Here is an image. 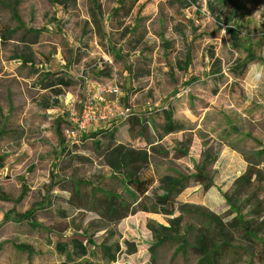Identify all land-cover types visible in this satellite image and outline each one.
I'll list each match as a JSON object with an SVG mask.
<instances>
[{
  "label": "rangeland",
  "instance_id": "rangeland-1",
  "mask_svg": "<svg viewBox=\"0 0 264 264\" xmlns=\"http://www.w3.org/2000/svg\"><path fill=\"white\" fill-rule=\"evenodd\" d=\"M0 25L24 27L39 40L31 66L17 70L21 48H0V264L100 262L91 250L76 258L75 236L108 246L102 264H196L175 257L170 244L149 251L148 226H167L169 218L139 213L105 226L67 205L68 181L108 176L101 154L111 143L98 136L72 149L65 106L79 112L87 88L116 86L119 96L107 97L112 115L124 107L142 114L151 139L162 127L155 113L173 111L185 130L154 145L157 173L189 175L206 166L210 191L191 188L178 203L223 212L248 163L264 178V156L257 157L264 148V0H0ZM245 51L256 58L246 72ZM71 53L80 64L70 70L87 88L60 99L36 91L50 73L66 75L60 58L71 65ZM42 100L52 101V110H42ZM114 130L116 142L146 147L129 138L124 122ZM175 152L185 157L173 160Z\"/></svg>",
  "mask_w": 264,
  "mask_h": 264
},
{
  "label": "trees",
  "instance_id": "trees-1",
  "mask_svg": "<svg viewBox=\"0 0 264 264\" xmlns=\"http://www.w3.org/2000/svg\"><path fill=\"white\" fill-rule=\"evenodd\" d=\"M217 25L221 27L220 23ZM226 33L237 45L236 31L227 28ZM245 52V62L240 67L244 71L256 61L250 51ZM119 122L127 123L131 138L140 137L147 145H152L146 121L138 115L113 121L110 125L98 124L81 133L72 146L94 142L98 136H104L111 143L101 154L108 176L95 183L82 181L69 199L71 208L95 215L105 226H115L137 213L169 218L167 226L156 229L148 226L154 240L149 251L153 253L158 247L170 244L177 247L174 256L181 255L185 263L194 259L196 264H264V178L256 165L248 163L246 170L236 178L232 193L225 196L227 208L223 212L180 204L177 198L189 188L198 187L204 193L210 190L212 185L205 172L206 166L195 168V173L189 175L172 171L158 174L154 156L160 154L155 147L147 151L116 142L114 129ZM181 130V123L164 112L161 136L157 138L161 140ZM258 152L257 157L264 156V148ZM175 154L173 160L185 157L183 153ZM75 239L71 252L77 259L85 258L93 243L81 237ZM93 250L94 256L110 252V249ZM83 264L92 263L85 261Z\"/></svg>",
  "mask_w": 264,
  "mask_h": 264
},
{
  "label": "crops",
  "instance_id": "crops-1",
  "mask_svg": "<svg viewBox=\"0 0 264 264\" xmlns=\"http://www.w3.org/2000/svg\"><path fill=\"white\" fill-rule=\"evenodd\" d=\"M66 1L67 0H52V3H55V5L58 4V5L62 6V5H65ZM12 43H16L21 48L20 49V54H17L18 56L16 57L15 60H13V62H15L14 63L15 70H17V68H19L21 65H25L27 67H30L31 66L30 64H31V62L33 60V57L35 56L34 47H36L38 45V43H39V40L37 39L35 33H32V31H30L28 29L26 30L24 27H17V29L10 30V29H8L5 26L0 25V48L5 49ZM65 48H67V50H69V52L75 51V53H76V50L78 49V46L77 47H71V43L66 41ZM28 53L30 55H28ZM75 53H71V55L73 56V63H71V65H69L68 62H66L64 59H62V57L60 58L61 61L59 60L60 61L59 65L63 68V70H61V71H62V73L65 72L66 75H64L63 77L57 78L59 76V74L56 75L57 73H50L51 75L46 76L45 77L46 79H42L43 82L40 83V85H39L41 89H38L36 91H39V92H51L54 96H56V98L60 99L66 94L71 96V94H74V92L79 91L80 88H82V89L87 88V86L85 87L84 85H87L88 81H86L85 84L84 83L81 84L82 80H80V77H78L76 75V73L73 72V70L72 71L70 70V69H72L71 68L72 66H74V65L77 66V64L78 65L80 64V62L77 63V59H76V58L79 57V56L77 57L76 54H79V53H76V54ZM52 57H53V55H51L50 58L52 59ZM35 70L36 71H41V70H39L37 68H35ZM88 87H90V86H88ZM42 102H43L42 105H41L42 110H47V111L52 110L51 109L52 106L50 105V104H52V101H47L46 102V101L42 100ZM65 102L67 103V102H69V100L66 99ZM54 104L57 106L58 102L55 101ZM72 104L73 103H69L70 106H72ZM69 105L65 106L66 107V111L68 110L67 112H69V109H68ZM12 106H14L13 108H15V106H17V105H12ZM167 106H169V104H167ZM165 109L166 108L164 107L163 109L157 111V113H155V115H154L155 119H159V121L161 123V126L163 125V113L164 112H168L170 117H171V119L173 121H177V122L181 123V125H183V123L180 120H175L174 119V112L173 111H167ZM134 115L140 116L142 118V120L145 119L146 124L148 126L149 139L151 140L152 145L151 146L147 145V143L140 137H137L135 139L131 138L129 136V134H128V125H127L126 122H124V127L126 129V132H127V135L129 136V138L132 141H137L139 139L141 141V143L146 146L144 149L142 147H138V146L137 147L132 146L133 148H137V149H142V150H147L148 151L150 147H155L154 146L155 144H159L160 141L164 137H166V136H164L161 140H158V138L151 139V137H150L151 133L150 132H151L152 127L149 124V122L147 121V119L142 114H134ZM66 116L68 117V113H66ZM151 121L153 122L154 120H151ZM161 129H162V127H161ZM184 130L185 129L182 126V130L180 132H178V133H182ZM178 133H175V134H178ZM171 135H173V134H171ZM160 136H161V131H160ZM168 136H170V135H168ZM118 144H120V143H118ZM70 147L72 149H76L77 148V146L75 147V146H72V145ZM154 158H155V156H154ZM155 169L157 170L156 165H155ZM82 181H83L82 179L79 180V181H76V180L75 181H72V180L68 181V183H67V185H68V189H67L68 197L66 198V203H67V205L69 207H70V205L68 204L69 199L76 193L78 185L80 183H82ZM194 188H198V187H194ZM211 188H212V186H211ZM189 189H191V188H189ZM189 189H187V190H189ZM187 190H185V191H187ZM209 191H207V192H209ZM184 192L177 198V202H178V199L184 194ZM71 209H73V208H71ZM75 211L83 212V211H80V210H75ZM137 214H139V213H137ZM141 214H145V213H141ZM130 217H133V216H129L126 219H128ZM126 219L122 220L121 222L125 221ZM121 222H119L118 224H120ZM75 237H78V236H75ZM75 237H74V239H75ZM81 238H83V237H81ZM101 244L102 243H100V245ZM100 245L99 244H93V247L90 250L94 251L93 250L94 248H96L98 250H108V246L104 245V247H100ZM94 257H96L100 262L92 263V264H102L101 260L104 257L103 254L99 253V254H97V256H94ZM65 258H67V256ZM85 258H82L80 260H83Z\"/></svg>",
  "mask_w": 264,
  "mask_h": 264
},
{
  "label": "built area",
  "instance_id": "built-area-1",
  "mask_svg": "<svg viewBox=\"0 0 264 264\" xmlns=\"http://www.w3.org/2000/svg\"><path fill=\"white\" fill-rule=\"evenodd\" d=\"M94 93L91 95V92ZM86 99L79 112H76L73 108L69 110L68 119L69 127L66 129L65 134L67 138L73 139L76 144V139L81 133L87 132L91 127L104 124L107 125L117 120H125L130 116L129 108H121L120 113L117 116L112 115L110 110V102L107 97L117 98L119 96V90L116 86L110 87H98L87 88Z\"/></svg>",
  "mask_w": 264,
  "mask_h": 264
}]
</instances>
